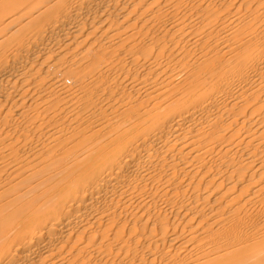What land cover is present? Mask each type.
<instances>
[{"label":"bare ground","instance_id":"bare-ground-1","mask_svg":"<svg viewBox=\"0 0 264 264\" xmlns=\"http://www.w3.org/2000/svg\"><path fill=\"white\" fill-rule=\"evenodd\" d=\"M0 264H264V0H0Z\"/></svg>","mask_w":264,"mask_h":264}]
</instances>
